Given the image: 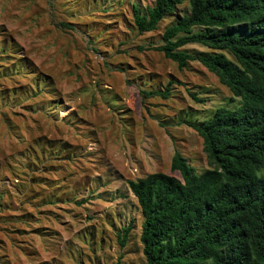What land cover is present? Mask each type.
I'll list each match as a JSON object with an SVG mask.
<instances>
[{
	"label": "rangeland",
	"instance_id": "obj_1",
	"mask_svg": "<svg viewBox=\"0 0 264 264\" xmlns=\"http://www.w3.org/2000/svg\"><path fill=\"white\" fill-rule=\"evenodd\" d=\"M152 3L0 0V264H144L127 180L155 171L180 180L175 150L207 168L189 123L231 93L198 61L179 69L152 49L187 11L184 3L139 33L132 5ZM168 82V98H142Z\"/></svg>",
	"mask_w": 264,
	"mask_h": 264
},
{
	"label": "trees",
	"instance_id": "obj_2",
	"mask_svg": "<svg viewBox=\"0 0 264 264\" xmlns=\"http://www.w3.org/2000/svg\"><path fill=\"white\" fill-rule=\"evenodd\" d=\"M184 3L186 13L152 49L179 69L198 61L229 90L231 102L189 123L207 168L198 171L175 150L170 171L180 180L161 171L127 180L142 215L144 264H264V0H153L143 11L132 5L133 25L139 33L156 30ZM190 43L211 52L181 49ZM171 84L140 93L166 99ZM130 229H121L120 248Z\"/></svg>",
	"mask_w": 264,
	"mask_h": 264
}]
</instances>
